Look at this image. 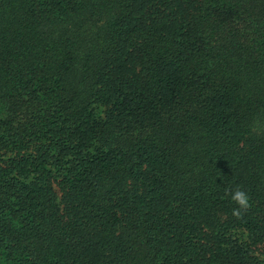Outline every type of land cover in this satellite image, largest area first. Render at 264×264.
I'll return each instance as SVG.
<instances>
[{
  "label": "trees",
  "instance_id": "trees-1",
  "mask_svg": "<svg viewBox=\"0 0 264 264\" xmlns=\"http://www.w3.org/2000/svg\"><path fill=\"white\" fill-rule=\"evenodd\" d=\"M0 264H264V0H0Z\"/></svg>",
  "mask_w": 264,
  "mask_h": 264
},
{
  "label": "clouds",
  "instance_id": "clouds-1",
  "mask_svg": "<svg viewBox=\"0 0 264 264\" xmlns=\"http://www.w3.org/2000/svg\"><path fill=\"white\" fill-rule=\"evenodd\" d=\"M230 199L237 205L232 210V215L236 218H240L251 207L248 194L239 186L234 191H231Z\"/></svg>",
  "mask_w": 264,
  "mask_h": 264
}]
</instances>
